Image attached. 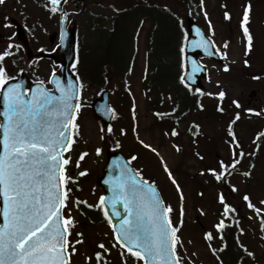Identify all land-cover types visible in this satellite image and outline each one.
Returning <instances> with one entry per match:
<instances>
[{
    "label": "rangeland",
    "instance_id": "obj_1",
    "mask_svg": "<svg viewBox=\"0 0 264 264\" xmlns=\"http://www.w3.org/2000/svg\"><path fill=\"white\" fill-rule=\"evenodd\" d=\"M41 1V0H39ZM201 7L202 15L198 16V24L214 42L215 47L221 52H227V59H224L222 65H218L213 61L199 58L200 63L204 65L208 72L207 79L203 82L204 93H218L223 90L226 93L224 101L228 104L231 101H238L241 108L264 109V0H195ZM251 3L252 9L250 14L249 30L253 35L254 47L248 56H245L246 40L241 30V20L243 17L244 7ZM41 4V3H39ZM28 10L23 12V16L29 20L30 34L33 43V49L46 47L51 49L49 39L58 31L57 18L50 13H46V19H43V25L35 24L33 18L39 17L41 10L35 4L28 2ZM68 11H74L72 5L67 6ZM230 14V19H225L224 13ZM77 12H81L80 24H83L84 38L86 43L99 44L102 33L97 27H91L88 21L91 18L100 19L101 26L108 27L105 21L110 19L113 12L106 5H97L94 0H80ZM207 13V18L205 17ZM22 16V14H21ZM48 19V20H47ZM211 22V29L209 28ZM151 29V23L146 21L139 34L136 37L135 52L129 72L124 77L121 84L116 87L114 82L112 90H110V103L116 117L111 123L114 135L120 141L118 151L122 152L125 157L134 155L129 152L130 145L138 146L136 134L146 143H150L155 147L160 156L144 148L143 158L135 160L136 169H142L146 179L154 181L158 189L162 193V197L168 205L173 208L174 224L179 225L180 220V199L175 186L169 180L164 172L161 158L173 173V176L180 184L184 195V218L183 226L180 227L178 235L182 241V246H178L177 251L183 258V264H218L214 256L208 249L204 237V233L210 231L213 233V240L216 237V229L214 225L219 222L221 216L222 205L218 201V194L223 193L226 201L232 206H240L239 216L247 219V228L242 243L247 244L248 250L255 253V261L257 264H264V249L258 245L257 232L253 228H257L254 223V212L246 207L242 201V194H249L252 202L257 207L264 208L259 201L264 200V162L261 160L263 150H258L261 155L254 161V168H249L247 162H243L240 169L232 172L228 177L231 185H235L237 192H232L227 183L221 184L216 182L210 174L200 175L202 169L216 168L217 160L222 159L228 162L232 147L230 146V137L226 130V122L220 120H212L201 117L197 112L194 116L187 118V121H181L176 129L179 132L177 137L165 135L170 131L162 129L154 124V115L150 108L149 101L143 94L144 75L150 72L149 59L146 54L148 51V36ZM185 31V26H184ZM85 32V33H84ZM214 33V34H213ZM158 42V41H157ZM227 42L228 48L224 49L223 44ZM130 49L133 46L130 44ZM130 51V50H129ZM247 60L246 65L244 61ZM224 65H228L229 71L223 70ZM35 76H49V65L39 62L36 66ZM34 67V68H35ZM259 76L260 79L253 77ZM115 88V89H114ZM180 91L185 89L179 85ZM100 94L97 88L83 86L80 94L81 100L91 103ZM218 98L207 94L201 97L203 107L208 108L218 103ZM135 103L136 133L133 132L134 121L132 119V108ZM168 103V102H167ZM82 106L78 115L77 123L80 125V135L75 137L76 143L72 146V150L67 152L66 156H71L72 162L68 165L69 173L73 176L75 183H70L73 191L71 195L76 194V198L86 200L89 204L96 205L102 196V191L96 184V179L101 174V169L105 162L106 145L108 140L103 141L99 121L95 118L90 108ZM170 105L168 110H170ZM237 113L244 114L243 110ZM190 123L195 124L192 129H188ZM258 122L251 119L240 120L236 124V136L243 146V150L250 152L254 145L251 141L257 129L261 126ZM199 126L198 128L196 126ZM126 131V135L121 134V130ZM105 131V130H104ZM103 131V132H104ZM195 135H193V133ZM196 136L195 142L193 138ZM114 138V137H113ZM199 140L197 141V139ZM174 145L180 147V151H176ZM100 147L102 153L97 156L95 149ZM87 152L88 155L84 160L80 161V166L76 167V161L79 154ZM199 152L204 157L200 160L195 154ZM251 171V177H245L244 171ZM81 171H86L87 175L80 176ZM204 195L200 196L199 193ZM72 197V196H71ZM71 215L76 221V225L71 229L72 235L69 240L73 243L81 237H77L76 233H83V243L75 244L76 253L71 255V264H95L94 252L98 249L100 242L110 249V253H106L105 257L108 264H122L119 248L112 247L114 243L112 239V231L105 221H97L98 217L93 210L91 222H82L75 207L69 203ZM203 210L201 214L200 210ZM67 215V210L65 211ZM218 217V218H217ZM251 231L253 235L247 233ZM71 251V249H69ZM92 257L89 261L88 258ZM128 259H133L129 257ZM110 261V262H109ZM134 264V262L129 263ZM142 264V262H138Z\"/></svg>",
    "mask_w": 264,
    "mask_h": 264
},
{
    "label": "snow or ice",
    "instance_id": "obj_2",
    "mask_svg": "<svg viewBox=\"0 0 264 264\" xmlns=\"http://www.w3.org/2000/svg\"><path fill=\"white\" fill-rule=\"evenodd\" d=\"M4 3L5 0H0V4ZM60 3L61 0H50L49 11L56 13ZM201 6L203 7V0H201ZM251 9V3L244 7L240 23L246 40L245 56H248L254 47L253 35L249 30ZM224 16L225 19H230L227 11ZM205 17L207 18L206 12ZM211 27L209 21V28ZM196 36L199 39L189 42V37L185 34L183 45L179 49L182 58L181 67L184 70L179 80L189 91H192L191 82L194 81L196 74L206 70L204 65L198 63L196 59L189 61L186 51L189 46L193 51L203 50L209 56L216 54L227 59V52H221L219 48H215L214 42L210 38H205L199 29H196ZM13 47L14 45L9 44L8 49L0 52V102L3 108L0 112L3 118L0 122V264H71V255L77 251L75 244H82L84 241L82 232L76 233L81 239L75 240L74 243L69 240L72 235L71 229L76 225L69 203L77 209L85 205L88 208L95 207L103 211L111 227L114 241L112 247L121 249L122 264H128L129 257L133 258L134 264L138 262L183 264V258L177 248L182 246L178 232L184 222L185 195L163 158L161 163L164 172L179 194V225L173 223L174 210L159 195L155 182L146 179L142 169H134L130 166L132 161L138 159L136 155H132L126 163L118 165L119 175L106 181L111 184L112 207L115 208L117 203L123 204L125 215L120 220L119 227L113 224L105 208L108 203L105 196H101L96 205L79 198L72 199L70 196L72 189L68 187L70 183H75L68 170L72 160L71 156H66L65 153L72 150V146L76 143L75 137L80 135L77 119L83 106L80 102V90L83 85L77 86L72 81H68L66 87H61L53 73L51 82L56 85L59 95H54L45 88L43 81H39L36 90L29 95V90L24 89L23 85L12 83L15 78L8 74V69L4 66L6 58L14 54L11 51ZM223 48H228L227 42L223 44ZM211 49H215V53ZM244 63L247 65L248 61L245 60ZM223 70L229 71L228 65H224ZM195 91L201 96L205 94L215 96L221 102L226 96L223 90L218 93H204L201 89ZM74 100L75 103H73ZM232 103L237 108L241 107L238 101ZM200 108L203 109V104H200ZM112 111L114 115V110ZM217 111L224 113L225 109L218 105ZM247 111L257 116L264 115L252 109ZM154 115L163 118L169 114L156 112ZM132 119L134 121L132 130L136 133L135 103L132 108ZM239 119L240 113H236L227 129L228 136L231 138L230 146H234L229 161L220 160L216 168H205L200 172V175L210 174L218 183L229 184L232 192H237L238 189L230 184L228 177L232 175L233 170H237L238 165L242 166L246 155L232 127ZM101 131L103 132L104 129ZM112 131L111 127L107 129L109 133ZM121 134L126 135V131L122 129ZM165 135L175 137L179 135V132L173 128ZM260 137H264V132L259 133L257 139ZM136 139L145 149L160 156L159 151L141 139L138 133ZM116 147H120L119 141L116 142ZM174 147L176 151H180L178 145ZM102 151L100 147L95 149L97 156ZM87 155V152L79 154L76 167L80 166V161ZM195 155L200 160L204 159L199 152ZM254 167V164L249 165V168ZM242 174L245 177H251L252 172L249 170ZM79 175L85 176L87 172L81 171ZM199 195L203 196L204 193L200 192ZM218 201L223 206V212L214 228L223 241V231L227 227L225 220L237 209L226 201L223 193L218 194ZM242 201L248 209L260 217L261 231H264V208L257 207L247 193L242 194ZM259 203L264 205V200H260ZM66 210L67 215H65ZM200 211L203 214V210ZM203 238L206 241H212L213 233L207 231ZM240 246L249 257H254L253 252L248 251L242 244ZM97 247L101 251L94 253L95 264H108L105 254L110 253V249L103 242H100ZM209 247L211 248V244ZM212 250L215 254L216 250ZM220 251H223V248ZM88 260L91 261L92 257Z\"/></svg>",
    "mask_w": 264,
    "mask_h": 264
},
{
    "label": "trees",
    "instance_id": "obj_3",
    "mask_svg": "<svg viewBox=\"0 0 264 264\" xmlns=\"http://www.w3.org/2000/svg\"><path fill=\"white\" fill-rule=\"evenodd\" d=\"M97 5H106L112 10L113 16L109 20L110 28L108 30L99 29L102 33L100 44L92 43L85 51L79 40L77 45V58L74 70L82 82H86L93 87H111L113 80L122 81L131 56L124 53V48H129L130 44L135 46V39L146 21L151 23V29L148 37V52L150 72L146 75L144 83V95L149 100V105L154 113L157 110L165 109L169 106L164 104L163 97L168 95L170 106L173 111H169L163 118L156 117L153 125L160 127L167 126V129L175 128L179 120H185V116L192 115L197 112L205 118L212 120H220L226 122V130L229 122L234 118L239 110H243L244 114L240 115V119L232 125L234 132L236 124L243 119H251L258 122L261 126L255 133V150L250 153L245 151L246 155L243 162H247L248 167L261 155L258 150L264 148V137L257 139L259 133L264 132V115L257 116L253 112L247 111L248 108H237L235 104L225 103L218 100L214 106L208 108V112L204 113L206 108H200L203 104L200 99L201 95L196 92L192 95L187 90L180 91L178 86L179 77L182 74L180 47L183 45L184 20L187 16L198 21L200 15L199 5L195 0H94ZM101 22V21H100ZM158 41V42H157ZM133 55L135 47L132 49ZM131 54V53H130ZM157 97V99H153ZM225 109L224 113L217 111V106ZM251 109V108H250ZM254 112L264 113V109L254 108ZM174 122V126L172 125ZM172 127V128H170ZM103 137L108 140V148L115 149L116 140L112 134H105ZM109 133V132H108ZM104 140V141H105ZM136 148V147H135ZM137 149V148H136ZM254 153V155H251ZM137 154V153H136ZM139 159L141 155L139 154ZM261 160L264 162V155ZM244 165V164H242ZM238 165L237 169H240ZM74 199H76L74 197ZM81 207V206H80ZM80 210V209H79ZM84 212L83 210H81ZM85 213V212H84ZM234 233L229 230L225 234V244L229 256H232V263H237L240 256L236 250L237 246L234 242ZM224 264L225 261H224Z\"/></svg>",
    "mask_w": 264,
    "mask_h": 264
},
{
    "label": "water",
    "instance_id": "obj_4",
    "mask_svg": "<svg viewBox=\"0 0 264 264\" xmlns=\"http://www.w3.org/2000/svg\"><path fill=\"white\" fill-rule=\"evenodd\" d=\"M66 2L67 0H61L60 5H58L57 13L59 14V40L57 46L50 53H46L41 50L37 52H32L29 46V42L25 30L19 23L13 22V24L16 26V33H15L16 40L22 46L26 60L28 62H30L32 59H41V58L51 60L55 66H58L57 70L54 73H55V80L60 82L61 87H66L68 81H72L73 84L79 86L77 77L71 72V67L73 66L75 61L77 20L73 19L71 22H69L68 25H66L67 13L64 8ZM74 4L77 5L78 2L76 1L74 2ZM186 28L188 31L189 42L191 40L199 39V37L196 36V29H199L203 33L201 28L191 19H187ZM62 34H63V39H61ZM205 38L208 37L205 36ZM211 50L215 53V49H211ZM186 51L188 54L189 61L191 59H196L197 62L199 63L197 58L198 56H201L203 58L214 60L219 64L222 63L220 57L216 54L209 56L206 53H204L203 50L193 51L190 46L186 49ZM206 77H207L206 70L197 73L194 78V81L191 82V86L194 88L202 89L203 86L201 82L202 80H205ZM52 80H53V74L49 79V84L51 86V89L48 90H50L54 95H59V92L56 90V85L51 82ZM12 83H20L21 85H23L24 89L29 90V95H31V92L35 91L38 86V82H32L28 78L25 72H22L17 78H15V80L12 81ZM75 102L76 101L74 100L73 103ZM2 111H3L2 102H0V112ZM92 111L94 112L97 119L101 123L105 125H109L111 123L112 110L109 105L108 92L102 93L101 97L92 103ZM2 119H3L2 116H0L1 122ZM126 162L127 161L120 153L107 154V160L102 170V176L97 180L98 185L103 189L105 193V197L108 200V203L105 205V208L108 210L109 215L112 218L113 224H115L117 227H119L120 220L125 215L124 208L122 203H117L115 208L112 207L111 184L106 183V181H110L116 176H118L119 175L118 165H122ZM113 213L116 214L114 215Z\"/></svg>",
    "mask_w": 264,
    "mask_h": 264
},
{
    "label": "flooded vegetation",
    "instance_id": "obj_5",
    "mask_svg": "<svg viewBox=\"0 0 264 264\" xmlns=\"http://www.w3.org/2000/svg\"><path fill=\"white\" fill-rule=\"evenodd\" d=\"M21 10L22 0H5L4 4H0V52L8 49L9 44L14 45L11 39L14 29L8 24L7 16L12 14H20ZM11 51L14 54L6 58L4 62L5 67L7 61L10 64V62L16 63V61L18 63V61L20 60V50L14 46ZM8 70H10V68H8Z\"/></svg>",
    "mask_w": 264,
    "mask_h": 264
}]
</instances>
